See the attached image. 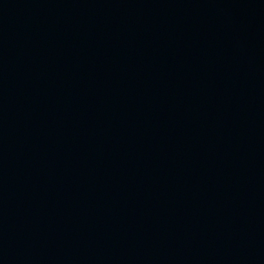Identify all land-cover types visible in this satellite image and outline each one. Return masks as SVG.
Returning a JSON list of instances; mask_svg holds the SVG:
<instances>
[{
  "label": "water",
  "instance_id": "95a60500",
  "mask_svg": "<svg viewBox=\"0 0 264 264\" xmlns=\"http://www.w3.org/2000/svg\"><path fill=\"white\" fill-rule=\"evenodd\" d=\"M0 264H264V0H0Z\"/></svg>",
  "mask_w": 264,
  "mask_h": 264
}]
</instances>
